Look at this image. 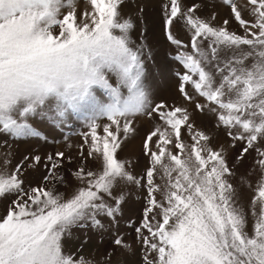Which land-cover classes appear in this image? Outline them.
I'll use <instances>...</instances> for the list:
<instances>
[{
    "label": "snow or ice",
    "instance_id": "1",
    "mask_svg": "<svg viewBox=\"0 0 264 264\" xmlns=\"http://www.w3.org/2000/svg\"><path fill=\"white\" fill-rule=\"evenodd\" d=\"M211 2L159 0V10L184 69L175 72L178 92L195 113L215 116L213 129L224 130L227 146L214 144L188 107L155 100L151 49L131 35L145 6L0 0V134L47 140L32 117L46 118L52 135L72 119L86 128L75 156L24 155L13 167L10 146L0 155V199L14 197L0 217V264H133L136 256L142 264H264V0H223L230 9L223 20L208 14ZM141 119L158 122L143 138L146 164L137 173L119 153ZM252 153V170L238 185V168ZM42 162V181L26 185L28 170ZM67 164H75L78 182L68 194L58 188ZM244 185L252 192L247 210ZM138 189L145 205L138 226L126 220L135 233L129 243L121 222ZM74 230L95 231L104 251L97 248L95 258L66 251ZM82 241H75L81 249Z\"/></svg>",
    "mask_w": 264,
    "mask_h": 264
},
{
    "label": "rangeland",
    "instance_id": "2",
    "mask_svg": "<svg viewBox=\"0 0 264 264\" xmlns=\"http://www.w3.org/2000/svg\"><path fill=\"white\" fill-rule=\"evenodd\" d=\"M239 3H244V0H238ZM126 5L129 11L134 12L137 5L145 6V13L142 14L143 18L140 22L138 28H134L131 35L134 40L138 43H145L151 49V57L147 61V72H148V82L150 83L153 92L155 93V100H165L170 104H176L179 106H186L189 108V112L193 114V122L197 127L202 128L210 132V134L217 137L213 140L214 144H224L227 146L230 141L224 134L223 129H213L215 124V116L208 112L207 109L203 113H195L194 105H191L184 101L178 92L179 80L175 76L176 71H183L184 69L179 65V63L174 59L177 52L176 46L171 44L163 33L162 17L159 10V0H126ZM212 11H215L218 16V20L230 19V9L227 5L223 3V0H212L208 7V14L210 15ZM236 25L233 22V30L236 29ZM177 36L185 41L189 40V35L183 30L182 26H177L175 29ZM191 93V89H189ZM203 102V101H201ZM30 123L34 127H37L47 140L38 137L21 138L16 139L14 137L0 134V155L9 151V146L14 154V159L12 160V166L19 162L24 155L39 154L42 157L46 156L48 153H54L55 151H65L66 154L74 155L77 152V145L81 143V138L78 135L80 132L85 131L84 122L81 120L72 119L69 122V126L64 127L63 132L56 130V134L52 135L50 129L53 125L46 119L40 117L30 118ZM104 121H102L103 123ZM158 121H150L147 119H141L136 122L137 131L134 135L130 136L128 140L123 144V151L119 153V157L122 159L132 160L136 164L135 171L137 173H142L146 164V158L142 154V141L149 130L150 127L154 126ZM102 134V129H101ZM64 135H69V141L63 139ZM5 141L8 146H5ZM72 144V148H68V143ZM241 145L238 144L235 149L230 150V158L234 157L239 153ZM255 153L247 156V158L240 164L237 171V184L239 185V177L248 171L252 170L253 158ZM75 164H67L64 171L66 176L65 184L58 185L60 191L66 194L71 193L75 190L77 186V181L75 177L71 176V171L74 170ZM46 174V170L43 167V162L41 165L37 166L35 169L28 170V174L25 176V184L29 185L32 182L42 181L43 175ZM157 182L160 183L159 177H157ZM253 186L255 183L253 181ZM252 192L251 189L244 185V194L241 198L242 206L247 210L250 203V196ZM146 192L144 189H138L134 191L128 203L124 206V216L125 220L121 222V230L125 233L127 241L132 243L134 241L135 233L132 231L131 227L126 224L127 219L137 223L142 217L143 207L145 205ZM9 199H0V217L6 213V209L10 204ZM254 217L249 215L248 230L251 233L254 227ZM83 236V245L81 249L80 245L75 243L79 241ZM111 237L108 235L104 236V241L108 242ZM73 243L66 245V251L71 253H79L86 258L99 255V252L104 251V244L100 242L99 236L95 231L89 232L87 230H74L72 236ZM99 248V252H97ZM133 264H142L139 256L129 257Z\"/></svg>",
    "mask_w": 264,
    "mask_h": 264
}]
</instances>
